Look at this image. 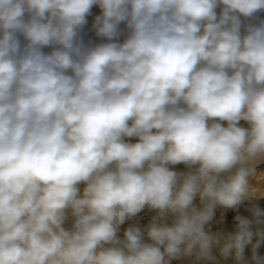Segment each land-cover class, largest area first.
I'll return each mask as SVG.
<instances>
[{
  "label": "clouds",
  "instance_id": "clouds-1",
  "mask_svg": "<svg viewBox=\"0 0 264 264\" xmlns=\"http://www.w3.org/2000/svg\"><path fill=\"white\" fill-rule=\"evenodd\" d=\"M262 11L0 0V264H264Z\"/></svg>",
  "mask_w": 264,
  "mask_h": 264
},
{
  "label": "rangeland",
  "instance_id": "rangeland-1",
  "mask_svg": "<svg viewBox=\"0 0 264 264\" xmlns=\"http://www.w3.org/2000/svg\"><path fill=\"white\" fill-rule=\"evenodd\" d=\"M217 11L219 12V9H217ZM100 14V9L98 6H94L91 14L87 17L88 23L84 26L83 30L81 31V38L83 39L84 43L86 45H91V44H96V43H101L103 42L101 38L97 37L95 35V30L93 29L92 25L95 19L96 15ZM260 20H264V11L259 12L256 14V17L254 19H252L251 21H244L245 23H259ZM121 29H124V25H121ZM124 39V36L122 35L120 37V41L122 42V40ZM45 52H49L50 49L49 48H45L44 49ZM241 124H245V122H241ZM245 126H247L245 124ZM134 142V141H133ZM177 168L179 170H184V166L183 165H179L177 166ZM258 170H264V164H261L259 166ZM83 187V186H82ZM251 204H257L260 207H264V200H253V201H245L244 204H242L238 209L236 210H218L217 211V216H219L220 211H224V215H225V228H227L228 230H231V226L233 224V217L237 214H241V215H248L249 213L247 212V208L251 206ZM143 215V214H142ZM148 217L146 216L144 220H142V223H146L147 222ZM258 241V238H253V241L251 244L246 245L245 249H244V257L247 260H251V256L253 254V251L256 252V254L264 256V241H259V245L258 247H256L255 249L253 248V245H256ZM173 264H186V262H177V261H173ZM226 264H233V259L230 257L228 259V261L226 262Z\"/></svg>",
  "mask_w": 264,
  "mask_h": 264
}]
</instances>
